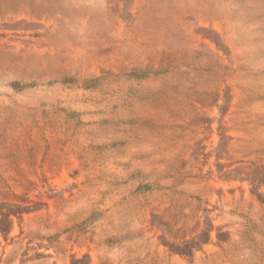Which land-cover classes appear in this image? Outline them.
<instances>
[{"label": "rangeland", "instance_id": "1", "mask_svg": "<svg viewBox=\"0 0 264 264\" xmlns=\"http://www.w3.org/2000/svg\"><path fill=\"white\" fill-rule=\"evenodd\" d=\"M0 264H264V0H0Z\"/></svg>", "mask_w": 264, "mask_h": 264}]
</instances>
